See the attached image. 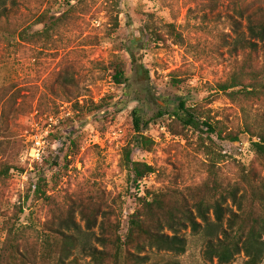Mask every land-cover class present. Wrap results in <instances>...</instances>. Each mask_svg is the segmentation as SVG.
Listing matches in <instances>:
<instances>
[{"label": "rangeland", "instance_id": "rangeland-1", "mask_svg": "<svg viewBox=\"0 0 264 264\" xmlns=\"http://www.w3.org/2000/svg\"><path fill=\"white\" fill-rule=\"evenodd\" d=\"M259 5L264 0H0V26L41 32L23 40L0 31V162L23 169L12 168L0 182V246L7 217L38 227L50 217L53 204L33 199L37 176L48 200L68 209L75 221L70 258L78 264H93L88 253L98 246V227L88 229L79 213L88 197L120 219L123 235L128 215L147 191L170 189L190 197L212 176L241 191L245 175L264 177L247 133L232 142L204 127L176 135L167 126L183 101L201 105L225 131L241 129L238 106L214 85L248 49L238 10ZM53 18L61 19L43 34ZM146 24L160 40L150 38ZM117 62L125 67L121 84L112 77ZM133 111L147 123L141 132L153 140L150 151L135 141ZM35 143L43 150L37 160L29 155ZM125 146L133 160L155 172L132 183ZM178 235L185 241L182 252L146 247L143 261L246 264L243 252L227 263L207 258L204 231L186 227Z\"/></svg>", "mask_w": 264, "mask_h": 264}, {"label": "trees", "instance_id": "trees-1", "mask_svg": "<svg viewBox=\"0 0 264 264\" xmlns=\"http://www.w3.org/2000/svg\"><path fill=\"white\" fill-rule=\"evenodd\" d=\"M238 15L245 20L248 49L240 57H235L228 76L216 82L214 87L216 92L225 94L238 106L241 129L225 131L219 122H211L210 113L201 105H185L183 101H179L177 110L171 115L173 120L167 126L176 135L182 134L186 127H204L207 134L232 142L239 139L241 132L247 133L255 158L264 168V6L245 11L240 9ZM60 19H48L43 34L54 29ZM168 27L172 29L173 25ZM143 30L151 32L150 38L160 40L159 32L150 29L148 24ZM0 31L23 40H34L41 34L35 31L29 35L25 29L7 24L1 25ZM112 77L118 84L126 80L122 62L114 64ZM251 111H254L253 118ZM146 124L139 112H132L135 141L150 151L153 140L141 132ZM175 125L181 127V132L173 127ZM123 150V163L132 183L155 172L151 164L131 158L130 146ZM12 168L23 171L17 165L0 162V182L8 177ZM244 183L241 191L230 189L222 180L212 176L197 187L196 195L190 197L170 189L147 191L138 198L136 207L128 215L123 235L120 233V219L101 211L100 203L88 197L84 205L78 206L80 217L88 229L97 226L99 230L96 236L98 246L91 247L88 254L93 264H149L141 255L146 247L182 252L185 241L178 232L190 227L194 232L204 231L208 235L204 249L207 258L227 263L243 252L247 257L246 264H259L264 257V177L245 175ZM42 186L43 179L37 176L33 199L42 206L53 204L48 207L50 217L45 218L39 227L32 223L23 225L18 221L19 217H7L1 225L4 237L0 246V264H78L70 258L75 237L69 230L75 228V221L68 209L64 211L48 200ZM227 201L231 203L227 205ZM19 212H23L22 208Z\"/></svg>", "mask_w": 264, "mask_h": 264}, {"label": "built area", "instance_id": "built-area-1", "mask_svg": "<svg viewBox=\"0 0 264 264\" xmlns=\"http://www.w3.org/2000/svg\"><path fill=\"white\" fill-rule=\"evenodd\" d=\"M30 149H33V152L29 153V155L31 156V158H33V160H37L41 158L43 150L40 146L37 145V146H34L33 148L31 146Z\"/></svg>", "mask_w": 264, "mask_h": 264}]
</instances>
